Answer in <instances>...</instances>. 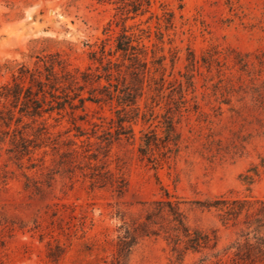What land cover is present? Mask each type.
Returning a JSON list of instances; mask_svg holds the SVG:
<instances>
[{
  "label": "rangeland",
  "instance_id": "obj_1",
  "mask_svg": "<svg viewBox=\"0 0 264 264\" xmlns=\"http://www.w3.org/2000/svg\"><path fill=\"white\" fill-rule=\"evenodd\" d=\"M120 6L118 0H0V65L33 67L37 55L60 52L69 70L98 73L91 51L101 45L113 51L126 27L128 34L143 30L148 59L151 50L164 54L166 79L176 87L181 82L186 95L177 110L176 95L157 96L145 83L138 112L114 99L35 118L0 98V110L15 114L9 128L0 123V264H112L119 227L141 222L165 191L191 227L216 234V247L179 257L160 234L140 239L127 263L232 264L240 227L198 202L264 197V0H151L136 17ZM121 71L120 83L132 84L125 66ZM9 80L0 73V87ZM97 87L85 85L82 96ZM164 116L180 148L156 165L138 147L145 132L163 136ZM120 117L132 138H117ZM116 179H124L122 194L109 184Z\"/></svg>",
  "mask_w": 264,
  "mask_h": 264
},
{
  "label": "trees",
  "instance_id": "obj_2",
  "mask_svg": "<svg viewBox=\"0 0 264 264\" xmlns=\"http://www.w3.org/2000/svg\"><path fill=\"white\" fill-rule=\"evenodd\" d=\"M118 1L121 3L120 11L126 15L131 13L134 17L147 12L151 4V0ZM126 29L124 27L123 33L116 38L113 51L111 49L107 51L105 45H101L98 51H91L89 58L99 64L96 67L98 73L69 70L67 59L60 52L37 55L33 67L23 62L6 61L0 65V73H9L10 80L0 87V98L9 101L11 107L17 109L21 115L33 118L54 111L59 113L65 110L66 106L70 109H84L86 101L100 104L114 99L123 110L131 107L138 112V98L143 95L146 83L148 89H152L157 96H163L166 90H169L166 95H176L177 101L174 103L177 110L180 109V105L186 102L185 90L181 82L176 87L175 82L166 79L165 55H157V51L151 50L148 59V46L143 42V30H139L138 34H128ZM160 52H163L162 48ZM117 55L119 56L113 61L112 58ZM171 62L174 64L173 60ZM122 66H125L130 75L132 84L126 83L125 78H122L120 83V78L115 77V73L121 75ZM186 78L187 87L192 86V80ZM102 80L106 84H102ZM93 83H97L98 87L89 92V97H83L81 94L83 87ZM74 100L79 102V106L73 103ZM12 110H0V123L2 122L6 128L10 127L15 117ZM20 119L18 117L17 122ZM119 121L117 138L121 135L132 138L133 129L123 126L124 119L121 117ZM162 125V137L154 131L145 132L140 137L138 147L140 155L156 165L175 156L180 148V135L176 132L170 117L164 116ZM253 170L256 174V168ZM245 181L250 183L252 176H247ZM102 182L107 184L106 181ZM109 184L114 186L119 194L126 189L124 179L110 180ZM198 204L203 209L215 210L222 222L232 221L233 226L240 227V235L232 243V264H264V197L220 195L211 200L199 201ZM119 232L116 257L112 264H128L127 258L140 239L160 234H163L171 251L179 257L181 253L213 249L217 245L215 233L210 235L200 228L191 227L186 222L180 202L172 200L167 191L165 199L150 203V208L145 209L141 222L124 221L119 227Z\"/></svg>",
  "mask_w": 264,
  "mask_h": 264
}]
</instances>
